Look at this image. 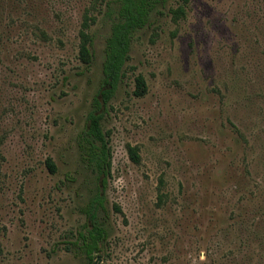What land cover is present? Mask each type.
I'll return each instance as SVG.
<instances>
[{
    "label": "rangeland",
    "instance_id": "1",
    "mask_svg": "<svg viewBox=\"0 0 264 264\" xmlns=\"http://www.w3.org/2000/svg\"><path fill=\"white\" fill-rule=\"evenodd\" d=\"M183 2L135 33L104 111L107 238L90 259L99 183L81 147L119 4L0 0V264H264V0H188L174 22Z\"/></svg>",
    "mask_w": 264,
    "mask_h": 264
},
{
    "label": "trees",
    "instance_id": "2",
    "mask_svg": "<svg viewBox=\"0 0 264 264\" xmlns=\"http://www.w3.org/2000/svg\"><path fill=\"white\" fill-rule=\"evenodd\" d=\"M94 8L98 2L93 0ZM119 4L118 17L113 22L111 34L106 40L105 60L103 63V85L99 96L95 99V110L88 116L87 125L82 139L81 149L83 156L93 174L98 180L97 193L91 199L85 212L91 228L87 235L81 236L87 246V254L92 259L93 253L99 251L100 243L107 238L106 230L99 223V214L105 207L104 193L107 188V179L110 176L112 153L109 139L102 129L106 106L116 94L125 77V67L130 60L133 38L136 32L149 25L152 15L158 11L159 5L167 0H113ZM188 0L177 8L171 9L174 22L186 17ZM95 22L93 16L85 14L79 30V58L82 63L90 65L94 58V39L89 32ZM136 89L134 95L143 97L147 91V83L142 75L135 79ZM130 158L136 164L140 163L138 147L128 148ZM48 164L53 172L55 165L51 160Z\"/></svg>",
    "mask_w": 264,
    "mask_h": 264
}]
</instances>
